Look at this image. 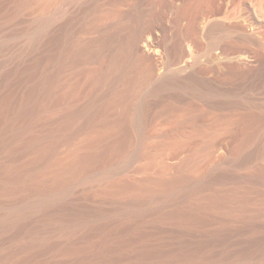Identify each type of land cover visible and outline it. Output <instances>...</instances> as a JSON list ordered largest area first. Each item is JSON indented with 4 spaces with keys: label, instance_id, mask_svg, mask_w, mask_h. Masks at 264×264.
I'll list each match as a JSON object with an SVG mask.
<instances>
[{
    "label": "bare ground",
    "instance_id": "6f19581e",
    "mask_svg": "<svg viewBox=\"0 0 264 264\" xmlns=\"http://www.w3.org/2000/svg\"><path fill=\"white\" fill-rule=\"evenodd\" d=\"M72 1L3 2L0 264H264L251 114L209 129L189 101L170 129L154 127L181 101L163 91L219 93L187 72L204 38L223 41L216 0L206 17L177 12L191 25L170 45L165 23L161 39L152 32L162 16L142 22L136 0ZM142 43L163 47V76Z\"/></svg>",
    "mask_w": 264,
    "mask_h": 264
},
{
    "label": "rangeland",
    "instance_id": "374dc122",
    "mask_svg": "<svg viewBox=\"0 0 264 264\" xmlns=\"http://www.w3.org/2000/svg\"><path fill=\"white\" fill-rule=\"evenodd\" d=\"M4 1L0 0V14L6 10V6L3 9ZM136 1H138V7L145 18L142 22L151 19V15L162 16L160 21L154 22L152 32L158 39H161L163 36L162 24L165 23L168 30L167 44L169 45L177 31L191 25V19L188 18L190 15H182L179 23L176 24V13H190L189 9H191L194 13L206 17V7L210 2V0ZM91 2H95V0H73L69 5L76 9L86 7ZM128 2L130 3L131 0ZM216 3L223 11L221 19L224 23V30L217 33L223 37V41L216 46H211V39L204 38L201 47L196 50L197 57L188 62V65L192 67L187 72L192 73L196 79L206 81L209 87L218 89L219 93L214 99L206 101L197 98L192 92H182L173 88L163 91L162 95H172L181 101L170 111L157 114L154 127L157 133L170 129L169 119L173 114H177L181 105H189V101L198 106L195 108L203 113L198 124L209 129L226 127L229 125V121L232 122L241 114L249 113L252 121L249 120L243 125L245 128L243 132L254 137L249 141V151L254 152L264 144V0H216ZM201 24L203 26L202 22ZM148 34L149 32H147ZM157 45L161 50L155 51L158 49L157 46V48L152 47L151 51L150 47L147 48L144 45V48L148 49L149 54L157 55V59L163 60L159 59L157 70L158 77H161L166 73L163 64L166 54H163L165 53L163 47ZM200 64L206 66L205 70H200ZM171 79L168 78L167 82H170ZM159 82L154 81L152 86L157 87ZM225 135L226 133L222 131L220 137Z\"/></svg>",
    "mask_w": 264,
    "mask_h": 264
}]
</instances>
